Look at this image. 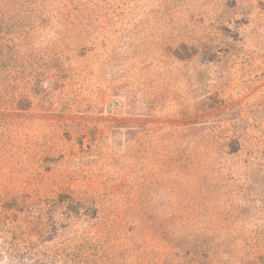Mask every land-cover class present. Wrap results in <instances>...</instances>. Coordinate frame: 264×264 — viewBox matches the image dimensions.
Instances as JSON below:
<instances>
[{
    "label": "rangeland",
    "instance_id": "obj_1",
    "mask_svg": "<svg viewBox=\"0 0 264 264\" xmlns=\"http://www.w3.org/2000/svg\"><path fill=\"white\" fill-rule=\"evenodd\" d=\"M43 3L55 66L0 112V264H264V0Z\"/></svg>",
    "mask_w": 264,
    "mask_h": 264
},
{
    "label": "trees",
    "instance_id": "obj_2",
    "mask_svg": "<svg viewBox=\"0 0 264 264\" xmlns=\"http://www.w3.org/2000/svg\"><path fill=\"white\" fill-rule=\"evenodd\" d=\"M30 2L7 0L0 6V112L28 110L32 101L29 93L20 90L21 82L27 79L33 83L30 89L37 94L46 69L55 66L53 57L33 52V45L25 40V35L30 37L29 21L37 20L36 17L42 19L44 12V8L39 12L35 11L36 7L30 8Z\"/></svg>",
    "mask_w": 264,
    "mask_h": 264
}]
</instances>
